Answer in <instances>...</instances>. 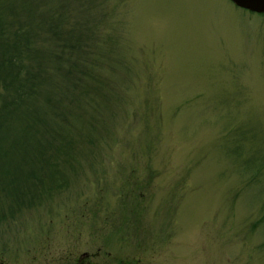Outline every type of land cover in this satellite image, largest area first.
I'll return each instance as SVG.
<instances>
[{
  "label": "rangeland",
  "instance_id": "1",
  "mask_svg": "<svg viewBox=\"0 0 264 264\" xmlns=\"http://www.w3.org/2000/svg\"><path fill=\"white\" fill-rule=\"evenodd\" d=\"M33 4L29 66L42 74L7 125L17 136L29 125V142L48 128L41 142L69 150L10 154L2 264L73 246L138 264H264V13L230 0ZM42 19L81 35L70 73Z\"/></svg>",
  "mask_w": 264,
  "mask_h": 264
},
{
  "label": "trees",
  "instance_id": "2",
  "mask_svg": "<svg viewBox=\"0 0 264 264\" xmlns=\"http://www.w3.org/2000/svg\"><path fill=\"white\" fill-rule=\"evenodd\" d=\"M34 2L35 0L21 1V5L26 9L27 14L25 23H22L19 20V9H17V7H20V4L15 7V0L0 1V89L2 88L1 90L3 91L4 88L5 91L11 93V96L5 101H1L0 98V166H5L2 167L5 168V171L1 172L3 175H0V180L5 177L4 181H14L16 176L9 173L10 169L6 167L8 166V161L11 159L10 154L14 150H21L22 148L23 150H38L39 154L43 150H53L54 148L57 150H69V144L64 138H58L57 141L55 140V144L48 142V140L45 143L41 142L39 135L49 131L48 128H40V125H37L35 132L32 133V139L29 142V134L25 136L29 125L26 130L21 129V133L18 132L20 134L19 136H17L18 134L12 135L11 129L7 125L10 122L7 119L9 110L18 107V103L24 97L31 96L29 95L31 89L37 91L38 86L35 82L37 79L38 82L40 80L37 74H42L40 71L42 70L40 60L37 61L38 68L29 66L31 61L40 58L39 50H41L38 47L36 48V45H32L33 35L35 34L33 31L34 27L31 26L29 20L38 19H35L33 15ZM49 21L53 23V20L42 19V26L45 27L46 31L50 32L51 37L55 41L60 43L57 46V51L52 52L50 57L56 63L64 60L63 70L66 74L70 73L72 69L77 68V62L74 63L76 59L72 58V53L82 44L76 41V38L81 35H76V38H73V36H63L59 32V26L48 23ZM10 29L11 31H9ZM33 57L36 59L33 60ZM73 64H75L74 68L71 67ZM8 118L13 119L11 116H8ZM4 128L9 129L8 135L3 132ZM30 128L29 133L32 132L34 125L32 124ZM52 138L54 136H51ZM41 159L48 158L41 157Z\"/></svg>",
  "mask_w": 264,
  "mask_h": 264
},
{
  "label": "flooded vegetation",
  "instance_id": "3",
  "mask_svg": "<svg viewBox=\"0 0 264 264\" xmlns=\"http://www.w3.org/2000/svg\"><path fill=\"white\" fill-rule=\"evenodd\" d=\"M101 249L98 246L96 249L89 248L88 250L78 252L76 246H73L67 248L63 255H59L55 259H41L39 264H138L139 262L137 259L126 262V260L121 259V255L116 253L110 254L107 251L104 253V250ZM0 255H2L1 252ZM0 264H2L1 260Z\"/></svg>",
  "mask_w": 264,
  "mask_h": 264
},
{
  "label": "water",
  "instance_id": "4",
  "mask_svg": "<svg viewBox=\"0 0 264 264\" xmlns=\"http://www.w3.org/2000/svg\"><path fill=\"white\" fill-rule=\"evenodd\" d=\"M231 2L249 11L264 12V0H231Z\"/></svg>",
  "mask_w": 264,
  "mask_h": 264
}]
</instances>
